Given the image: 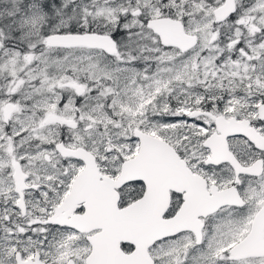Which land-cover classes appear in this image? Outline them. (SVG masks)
I'll list each match as a JSON object with an SVG mask.
<instances>
[{
	"label": "snow or ice",
	"instance_id": "6c2138e0",
	"mask_svg": "<svg viewBox=\"0 0 264 264\" xmlns=\"http://www.w3.org/2000/svg\"><path fill=\"white\" fill-rule=\"evenodd\" d=\"M0 264H264V0H0Z\"/></svg>",
	"mask_w": 264,
	"mask_h": 264
}]
</instances>
